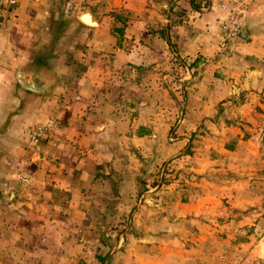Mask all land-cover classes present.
<instances>
[{
  "label": "crops",
  "instance_id": "obj_1",
  "mask_svg": "<svg viewBox=\"0 0 264 264\" xmlns=\"http://www.w3.org/2000/svg\"><path fill=\"white\" fill-rule=\"evenodd\" d=\"M232 4L240 30L221 42ZM83 11L93 26L77 19ZM263 117L264 0H2L0 264H152L138 247L155 238L119 228L147 202L151 169L180 155L200 123L209 170H236L240 158L245 172L210 171L209 201L242 203L221 188L264 181ZM46 120L34 148L31 129Z\"/></svg>",
  "mask_w": 264,
  "mask_h": 264
},
{
  "label": "rangeland",
  "instance_id": "obj_2",
  "mask_svg": "<svg viewBox=\"0 0 264 264\" xmlns=\"http://www.w3.org/2000/svg\"><path fill=\"white\" fill-rule=\"evenodd\" d=\"M236 6L230 5L226 9V16L236 13ZM221 22L218 38L223 42L226 39L220 34ZM175 126L177 123L169 127L171 135ZM196 128L186 137L188 141L182 146L180 155L170 156L151 169L148 181L150 187L142 188L150 190L147 202L143 206L135 205L128 217L124 216L121 223L119 221V228L137 226L139 228L130 238H155L153 244L143 241V245L138 247L144 255L153 256L150 261L152 264H264V181L261 180L255 187L241 185L221 188L225 192L237 189V195L245 194L246 201L242 203H229L225 201L224 194L217 202H210L209 174L214 169L209 170V129L200 123ZM228 142L231 144L234 139H226L225 143ZM258 154L257 161L264 166L263 151ZM222 156L223 167H226L228 159ZM216 159L217 165H220L219 157ZM230 163H235L237 169L226 171L228 178L238 181L243 179L245 172L240 169V158L230 160ZM216 172L212 171V174L227 178L226 172ZM261 178H264V169ZM138 210H141L139 217L133 218L132 213H138ZM223 211L228 213V219L220 230L221 221L223 223L225 219ZM213 212L214 220L209 219ZM165 223H170L171 228L168 229ZM209 225L215 228L210 230ZM209 231L213 234L210 235Z\"/></svg>",
  "mask_w": 264,
  "mask_h": 264
},
{
  "label": "built area",
  "instance_id": "obj_3",
  "mask_svg": "<svg viewBox=\"0 0 264 264\" xmlns=\"http://www.w3.org/2000/svg\"><path fill=\"white\" fill-rule=\"evenodd\" d=\"M15 0H8L9 3H14ZM2 0H0V4ZM240 30V18L237 13H228V15L221 22V31L223 39H228L230 37L237 36ZM53 122L51 120H46L43 122H38L33 125L31 129V134L29 137V144L38 148L40 142L47 136L48 132L51 130Z\"/></svg>",
  "mask_w": 264,
  "mask_h": 264
},
{
  "label": "water",
  "instance_id": "obj_4",
  "mask_svg": "<svg viewBox=\"0 0 264 264\" xmlns=\"http://www.w3.org/2000/svg\"><path fill=\"white\" fill-rule=\"evenodd\" d=\"M89 18V20H88ZM78 20H80L82 23L86 24L87 26H93L94 22L91 20L92 17L90 16L89 11H83L78 15L77 17ZM18 82L22 85V87L29 89V90H34L37 92H44L43 90V85L40 84V82H37L36 80H25L23 78H18Z\"/></svg>",
  "mask_w": 264,
  "mask_h": 264
},
{
  "label": "trees",
  "instance_id": "obj_5",
  "mask_svg": "<svg viewBox=\"0 0 264 264\" xmlns=\"http://www.w3.org/2000/svg\"><path fill=\"white\" fill-rule=\"evenodd\" d=\"M261 147L264 153V126H263L262 133H261Z\"/></svg>",
  "mask_w": 264,
  "mask_h": 264
},
{
  "label": "bare ground",
  "instance_id": "obj_6",
  "mask_svg": "<svg viewBox=\"0 0 264 264\" xmlns=\"http://www.w3.org/2000/svg\"><path fill=\"white\" fill-rule=\"evenodd\" d=\"M88 20H89V18H88Z\"/></svg>",
  "mask_w": 264,
  "mask_h": 264
}]
</instances>
